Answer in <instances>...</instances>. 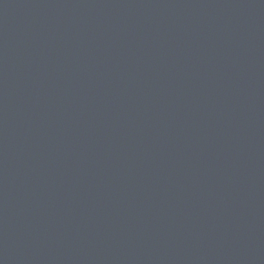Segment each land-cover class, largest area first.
Returning a JSON list of instances; mask_svg holds the SVG:
<instances>
[{
  "label": "water",
  "instance_id": "water-1",
  "mask_svg": "<svg viewBox=\"0 0 264 264\" xmlns=\"http://www.w3.org/2000/svg\"><path fill=\"white\" fill-rule=\"evenodd\" d=\"M0 264H264V0H0Z\"/></svg>",
  "mask_w": 264,
  "mask_h": 264
}]
</instances>
